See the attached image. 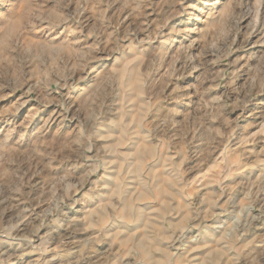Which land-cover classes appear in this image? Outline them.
I'll use <instances>...</instances> for the list:
<instances>
[{"label": "rangeland", "instance_id": "rangeland-1", "mask_svg": "<svg viewBox=\"0 0 264 264\" xmlns=\"http://www.w3.org/2000/svg\"><path fill=\"white\" fill-rule=\"evenodd\" d=\"M0 264H264V0H0Z\"/></svg>", "mask_w": 264, "mask_h": 264}]
</instances>
